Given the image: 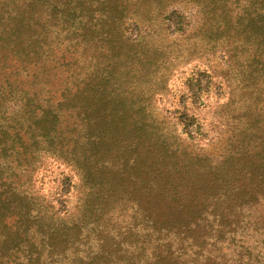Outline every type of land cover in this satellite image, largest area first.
<instances>
[{"label": "rangeland", "instance_id": "1", "mask_svg": "<svg viewBox=\"0 0 264 264\" xmlns=\"http://www.w3.org/2000/svg\"><path fill=\"white\" fill-rule=\"evenodd\" d=\"M0 7L9 28L0 35V220L10 225L27 196L48 217L30 224L10 260L89 264L95 238L111 229L127 249L123 264H144L159 241L145 235L131 204L154 206L136 179L150 181L147 174L171 160L197 158L192 164L207 166L204 181L213 175L209 163L223 160L244 180L253 164L264 166V0H0ZM86 127L106 130L114 147L94 149ZM122 143L131 150L119 151ZM114 150L126 164L113 173L127 171L114 185L127 187L96 209L89 187L107 172L93 167L85 181L82 168L86 156ZM132 155L136 163L125 160ZM263 200L240 216L223 251L227 264L240 255L264 264ZM73 221L82 226L77 239L66 235ZM55 228L59 251L51 252L41 238Z\"/></svg>", "mask_w": 264, "mask_h": 264}, {"label": "trees", "instance_id": "2", "mask_svg": "<svg viewBox=\"0 0 264 264\" xmlns=\"http://www.w3.org/2000/svg\"><path fill=\"white\" fill-rule=\"evenodd\" d=\"M2 9L0 7V11ZM5 14L0 12V19ZM13 15L15 16V13H10L8 19ZM8 30L5 23H0V35L6 34ZM91 121L98 123L97 117L92 118ZM87 127L85 138H92L94 149L102 146L114 147L115 137H109L106 130L103 131L100 127L99 131L96 128L95 132L90 133ZM75 143L76 141L73 144L74 148ZM126 145L122 143L123 147ZM125 150H131V145L119 151ZM117 153L116 150L111 155L101 153L91 157L90 160L86 156L87 164L89 161L87 171L85 166L82 168L85 181L89 180L93 167H99L107 172L103 179L93 181L89 187L88 205H93L96 209H99L101 203L107 205L114 203L117 197L115 195L118 193L116 190L123 191L127 187L114 185L119 184L118 178L127 173L123 167H119L122 171L113 173L117 164L125 163L121 158H117ZM247 153L251 156L254 154V152ZM62 159L76 169L81 168L78 158L64 156ZM196 159L189 163L179 160L160 162L151 174H147L153 179L148 182L136 179L141 191L138 188L136 190L141 193V197L143 194L146 195L144 198H148L146 199L148 203L154 206L148 210L143 209L141 202L134 199L131 204L140 213V219L146 223L148 231L145 235L147 237L155 235L159 241L151 249L149 262L144 258V264H227L226 254L223 251L225 245L229 246L235 238L236 224L242 218L240 216L245 210L257 209L258 202L264 199V166L262 167L260 162L253 164L244 172L248 174L246 180L243 179V172L238 175L229 173L230 167L226 166L223 160L209 163L208 167L211 168L213 175L204 181L200 173L207 166L192 164ZM125 160L136 163L137 156H127ZM232 177L234 179L230 180ZM32 203L30 196L25 197L23 202L17 203L14 206L16 212L11 217L10 225H6L4 219L0 220V226L3 227L0 229V264H18L19 261L10 260V256L6 253L15 247L14 243L20 236L28 234L31 223H39L41 218H48L43 203H39L35 208L32 207ZM261 214L263 216V213ZM109 217L114 218V214H110ZM99 219L100 216L93 222L99 225ZM6 226L8 231L5 230ZM36 227L39 229V226ZM81 227L78 222L73 221L72 226L66 227V235L77 239ZM99 231L103 232V228ZM60 233L61 229L55 228L46 232V235H50L49 238L47 236L41 238L43 242L48 243L51 252L59 251L53 237L61 235ZM106 233L105 238L99 235L95 238L98 242V250L88 261L89 264H123L125 261L127 249L119 248L114 241V236L120 235L121 232L118 230L114 234L110 229ZM139 250L144 255L149 248L146 244H141ZM249 261L245 262L244 256L240 255L236 257L235 264H250Z\"/></svg>", "mask_w": 264, "mask_h": 264}]
</instances>
